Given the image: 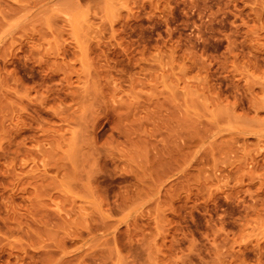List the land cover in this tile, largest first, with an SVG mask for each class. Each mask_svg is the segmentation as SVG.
<instances>
[{
	"label": "rangeland",
	"instance_id": "1",
	"mask_svg": "<svg viewBox=\"0 0 264 264\" xmlns=\"http://www.w3.org/2000/svg\"><path fill=\"white\" fill-rule=\"evenodd\" d=\"M0 264H264V0H0Z\"/></svg>",
	"mask_w": 264,
	"mask_h": 264
}]
</instances>
